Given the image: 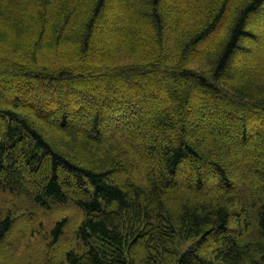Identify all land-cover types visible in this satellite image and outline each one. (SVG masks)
<instances>
[{
  "label": "trees",
  "instance_id": "1",
  "mask_svg": "<svg viewBox=\"0 0 264 264\" xmlns=\"http://www.w3.org/2000/svg\"><path fill=\"white\" fill-rule=\"evenodd\" d=\"M260 26L264 0H0V189L34 209L0 245L73 205L23 264H264Z\"/></svg>",
  "mask_w": 264,
  "mask_h": 264
},
{
  "label": "rangeland",
  "instance_id": "2",
  "mask_svg": "<svg viewBox=\"0 0 264 264\" xmlns=\"http://www.w3.org/2000/svg\"><path fill=\"white\" fill-rule=\"evenodd\" d=\"M120 12H121L120 6L116 5V7L114 9L115 20H118L121 18ZM260 32L262 33L263 45H264V29L261 26H260ZM204 45H208L207 42H205ZM263 48L264 47L260 46V47H257L256 50L258 52L263 51ZM260 54H261V57L264 56L263 52H261ZM258 56L260 57V55H258V54L255 55V57H258ZM154 75L155 76H153L152 80H150L149 82L144 83L141 78H136L134 80L136 82H140V83L144 84V86H146V90L153 89L156 92L161 91L160 93H165L166 88H164L163 84H161V83H163V81H161V79L159 78V76L157 74H154ZM97 86H99V83H95V82H93L91 84L89 83L87 85V87H89L92 90V91H89L88 94L91 93V95H92L91 97L93 99L96 98V94H94V88H97ZM159 87H161V89ZM0 89H2V91H3L2 94L7 95L8 97H12V83L10 81L7 80V81L3 82L2 84H0ZM194 97H196V99H200L201 95L196 94V96H194ZM193 102H197V100L195 101V99H194ZM152 104H154V103H152ZM252 115L253 114H251V116ZM253 117L255 119L258 118L255 115H253ZM145 118H146V115H145ZM144 120H146V119H144ZM140 122H141L140 119H137V121L134 119L133 122H129V125L126 124L124 126L119 127V131L116 132L117 136H123L124 139H129V137L131 136L130 134L132 132H134V133H138L139 141L141 142V139L143 138V135H144L143 130L145 127V125L143 127H142V125L146 124V122L143 121L142 124ZM139 124H141V125H139ZM139 145H140V143H139ZM235 147H241V145L237 144V145H235ZM157 177H158V179L160 178L158 175L156 176V178ZM168 177L171 178V175H169ZM173 177H174L173 180H176V179L179 180L180 179V178H178V175H174ZM138 178H139V180H142L141 174H139ZM184 180H182V181H184ZM179 183H181V181H179ZM34 184L37 187H39V184L37 182H34ZM205 188H203V189H205ZM170 191H172L174 195L178 194V195L183 196L184 194H187V193H185V189L179 185H178V187H172V189H170ZM204 194H207V193H204ZM204 194L201 193L200 195L209 197V195H204ZM17 201H19V200L17 197H15L14 193H11L8 191L2 192V190L0 191V213H6V212L10 213L11 211H13V216H16L15 217V226H14V233L15 234L18 233L21 230V228H24L26 226L25 220H26V218H28L29 212L34 211L33 208L27 207L23 202H21V204H20L21 207H19V206L17 207L16 206ZM59 206H61V205H59ZM66 206L67 207H64V209L59 210V211L54 210V211L44 212L42 210L38 216V221H36V223H35L34 229H31L30 231L28 230V232L26 234L27 235L26 238H24L23 242L19 243V250H17V252H15V253L8 252L3 247L4 243L6 244L9 241L15 240L13 233L11 235L8 234L6 236V238L4 239L2 245H0V263L1 264H23L22 261H23V256H24L25 252H27V250L30 251L29 249L32 248L34 245H36V246H34L35 248H38L41 250L45 249V245L48 247L47 242H46V239H49V232L48 231L53 227V225L55 224V221H57L58 219H60L63 216H67L68 218H70V220L73 219L75 216V210H74L75 207L73 205H66ZM68 206H70V207H68ZM37 207L40 208L39 206H35L34 208L37 209ZM27 237H29L30 244H27ZM45 237H46V239H45ZM63 244H67L66 237H64V239H62V241L60 243L61 246ZM176 244L180 248L182 247V249H186L187 246L191 245V242L176 241ZM56 252L57 253L60 252V249H57ZM214 264H221V263L219 260H216Z\"/></svg>",
  "mask_w": 264,
  "mask_h": 264
}]
</instances>
